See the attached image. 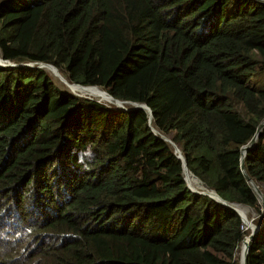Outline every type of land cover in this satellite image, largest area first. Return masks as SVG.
Returning <instances> with one entry per match:
<instances>
[{
	"label": "trees",
	"instance_id": "trees-1",
	"mask_svg": "<svg viewBox=\"0 0 264 264\" xmlns=\"http://www.w3.org/2000/svg\"><path fill=\"white\" fill-rule=\"evenodd\" d=\"M0 56L18 64L0 67V264H239L249 229L188 188L161 135L264 220L240 169L264 119L263 1L0 0ZM244 167L264 192V127ZM246 264H264V224Z\"/></svg>",
	"mask_w": 264,
	"mask_h": 264
},
{
	"label": "water",
	"instance_id": "water-1",
	"mask_svg": "<svg viewBox=\"0 0 264 264\" xmlns=\"http://www.w3.org/2000/svg\"><path fill=\"white\" fill-rule=\"evenodd\" d=\"M259 1H263L264 2V0H259ZM19 65L23 66L24 64H19ZM47 65L53 66L52 64H49V63H40L39 64V67H45L46 68ZM6 66H11L12 67V66H18V64H15V63H13V62H11L9 60H5V59H3L0 56V67H6ZM56 69H58V68L56 67ZM75 84H77V83H75ZM77 85H81V84H77ZM114 100L116 102H119V104H116V106L119 107L120 109H122V110H129L130 109V108H126L124 106V104H128V103L130 104L131 102L123 101V100H118V99H115V98H114ZM131 105H132L131 108H142V109H145L146 111H148V113H149V122L151 121L152 113H151L150 108L146 104H144V103L139 104V103L132 102ZM263 127H264V119L259 123V125L256 128V131H255L254 135L251 137V139L248 141V143L245 144V145H243V146H241V148H240V153H241V157H240V169H241L242 173L245 175V177L247 178V180H248L249 184L251 185L252 189L254 190L255 194L257 195V198L259 200V203H260V205L262 207V210L264 212V192L247 175V173L245 171V167H244V156H245L247 150H249L251 147H253L254 144L256 143V140H257L259 134L261 133ZM152 130L155 133L157 132L154 128H152ZM161 138H163L164 140L168 141L174 147V151H175V153H177V157L182 162V168H183V172H184V180H185L188 188L190 190H192L193 192H195V193L208 195L209 197H211L212 199H214L217 203H220V204H222V205H224L226 207H229V208L235 210L239 214V216H240V218L242 220V223L245 224V225H247L246 227H247V229H249V233L245 237H248V242H247V245H246V250H245L244 257H243V262H242V264H246V261H247V253L249 251L250 242L254 239L255 235L257 234V232L259 231V229L264 224V220L261 223H259V224H254L252 222V219H248L246 217L244 207H247V206L241 205V204H238V203L228 202V201L222 199L213 189L208 188L202 182H201L202 188L200 190H196L195 188L190 187V185L188 184L187 179L185 177V171L188 170V169H187V166H186V163H185V159H184V157H183V155H182L179 147L176 144H174L171 141V139H169L167 136L161 135ZM195 178H197V177H195ZM239 206H242V209H240ZM243 240H244V238H243ZM239 264H241V261L239 262Z\"/></svg>",
	"mask_w": 264,
	"mask_h": 264
},
{
	"label": "bare ground",
	"instance_id": "bare-ground-1",
	"mask_svg": "<svg viewBox=\"0 0 264 264\" xmlns=\"http://www.w3.org/2000/svg\"><path fill=\"white\" fill-rule=\"evenodd\" d=\"M47 69H49L51 72H53V70H55L57 72V76L60 78V79H65L60 72H58V70L53 66L50 67V66H46ZM65 84L67 85V87L70 89V88H73V89H77V90H88L89 88H93L89 91H93L95 90V93L97 94H100V95H103V99L106 100V101H110L112 102L113 104H119V102H116L114 100V98H112L109 94H107L106 92H102L101 90H99L98 88H95L94 86H81V85H77V84H71L69 82H65ZM94 92V91H93ZM89 93V92H88ZM80 94H84V93H80ZM91 98V97H90ZM101 101V100H100ZM122 105V104H121ZM185 177L187 179V182L188 184L190 185V187L192 188H195L196 190H200L202 188V184L200 181L198 180H194V177L192 176V174L190 173L189 170H186L185 171ZM242 207V206H241ZM247 226V225H246ZM247 242H248V237H244V240L242 241V244L244 243V245L241 247V255H243L244 257V253H245V250H246V245H247ZM243 257H242V262H243ZM242 264V263H241Z\"/></svg>",
	"mask_w": 264,
	"mask_h": 264
},
{
	"label": "rangeland",
	"instance_id": "rangeland-1",
	"mask_svg": "<svg viewBox=\"0 0 264 264\" xmlns=\"http://www.w3.org/2000/svg\"><path fill=\"white\" fill-rule=\"evenodd\" d=\"M45 68V67H44ZM47 69V68H46ZM50 73H51V75H52V77L54 78V80H55V82H57L59 85H65L66 87H67V85L64 83V82H68L66 79H63V81L59 78V77H57V76H55V74L53 73V72H51L49 69H47ZM58 70V69H57ZM63 76V75H62ZM72 84V83H71ZM68 88V87H67ZM69 89V88H68ZM91 89H93V88H89L88 90H77V89H73V88H70V90H76L77 92H74L73 91V93L74 94H76V95H79V96H85V97H91V98H95V99H97V100H101V101H103V102H105L107 105H112V106H116V104H113L112 102H110V101H106V100H104L102 97H103V95H100V97H94V96H92V93H95V90H93V91H89V90H91ZM71 91V92H72ZM78 91H81V92H79L78 93ZM85 92V93H84ZM89 92V93H88ZM80 93H84V94H80ZM95 94H97V93H95ZM124 106H125V104H124ZM117 107V106H116ZM126 107V106H125ZM127 108V107H126ZM195 180V179H194ZM196 181V180H195ZM199 190V189H198ZM261 209H262V207H261ZM244 210H245V214H246V217L248 218V219H253V218H255V217H257V213L253 210V209H250V208H247V207H244ZM245 225V224H244ZM244 245V243L242 244L241 243V245L239 246V248H238V252H237V257H238V259H239V262L241 261V263H242V257H243V255H241V247Z\"/></svg>",
	"mask_w": 264,
	"mask_h": 264
},
{
	"label": "built area",
	"instance_id": "built-area-1",
	"mask_svg": "<svg viewBox=\"0 0 264 264\" xmlns=\"http://www.w3.org/2000/svg\"><path fill=\"white\" fill-rule=\"evenodd\" d=\"M242 228H243V229H247L246 225H244V224L242 225Z\"/></svg>",
	"mask_w": 264,
	"mask_h": 264
}]
</instances>
